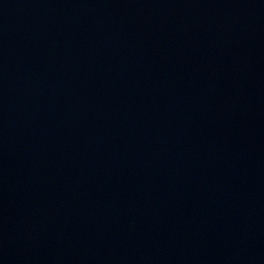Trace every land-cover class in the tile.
Returning a JSON list of instances; mask_svg holds the SVG:
<instances>
[{"label": "water", "instance_id": "1", "mask_svg": "<svg viewBox=\"0 0 264 264\" xmlns=\"http://www.w3.org/2000/svg\"><path fill=\"white\" fill-rule=\"evenodd\" d=\"M0 264H264V0H0Z\"/></svg>", "mask_w": 264, "mask_h": 264}]
</instances>
